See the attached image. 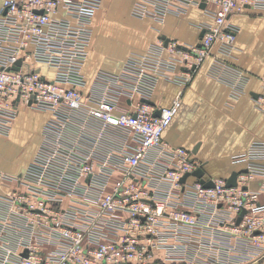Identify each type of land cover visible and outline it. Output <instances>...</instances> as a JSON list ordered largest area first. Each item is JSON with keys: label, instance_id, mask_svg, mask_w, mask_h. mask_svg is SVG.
Masks as SVG:
<instances>
[{"label": "built area", "instance_id": "1", "mask_svg": "<svg viewBox=\"0 0 264 264\" xmlns=\"http://www.w3.org/2000/svg\"><path fill=\"white\" fill-rule=\"evenodd\" d=\"M101 3L0 0V133L10 130L22 109L51 114L25 169L0 171L6 186L0 192V264H200L191 255L154 260V249L168 237L162 228L175 239L203 236L196 249L208 264L254 261L264 254V203L250 182L260 177L264 190V142L255 141L233 156L234 162H245L234 186L224 178L211 179L212 187L196 178L189 182L192 175L181 181L201 167L185 147L163 140L182 91L159 109L142 100H149L161 77L183 89L215 45L229 55L237 28L228 18L245 8L264 14V0L137 1L134 16L156 18L203 3L213 22L204 27L198 45L171 44L173 55L164 57L166 45L159 40L132 56L122 74L101 71L100 87L88 98L83 66L92 17ZM210 76L226 83L232 98L246 83L242 70L220 59ZM260 85L264 90V76ZM118 93L140 98L132 109H122ZM254 101L264 111V92ZM155 110L159 115H153ZM112 128L135 144L115 151L109 140ZM149 165L161 169L157 182L143 177ZM116 170L123 176L108 189ZM157 185L162 198L150 190ZM180 196L191 202V209L178 204Z\"/></svg>", "mask_w": 264, "mask_h": 264}, {"label": "crops", "instance_id": "2", "mask_svg": "<svg viewBox=\"0 0 264 264\" xmlns=\"http://www.w3.org/2000/svg\"><path fill=\"white\" fill-rule=\"evenodd\" d=\"M137 1L142 0H102L94 12L91 43L83 66V93L86 97L89 98L100 87L96 79L101 71L122 74L132 56L144 54L159 40L166 45L162 52L164 57L173 55L171 44L176 47L198 45L204 27L213 22L211 14L200 5H190L181 14L167 13L162 18L150 13L137 17L131 12ZM228 21L237 28L229 55L220 53L215 45L183 89L161 77L156 80L149 98L155 109H159L169 105L182 91L181 106L165 128L163 140L185 147L190 157L200 163L205 178L210 179H226L233 170L243 168L245 162H234L233 156L245 152L255 141L264 142V111L257 108L254 101L257 94L264 92L260 85L264 76V14L257 9L245 8L242 12L232 14ZM216 59L244 72L246 83L239 97L232 98L230 87L210 76V68ZM139 98L137 95L129 97L126 93H118L119 107L130 110ZM50 116L48 111L22 109L18 112L10 130L0 133V171L19 174L25 169L40 143L44 124ZM88 130L93 131L92 127ZM110 136V144L115 151L122 146L135 144L131 136L113 128L110 129ZM26 138L29 141L28 149L23 146L20 148V142ZM160 172L159 166L149 165L143 177L157 182ZM122 176L121 170H116L107 188L110 189L113 182ZM193 180L194 176L188 177L189 182ZM159 188L157 185L150 190L155 197L162 198L161 193L156 192ZM250 188L260 191L259 199L264 203L260 177L250 182ZM5 190L6 186L0 183V192ZM176 199L181 207L191 209V202L186 198L180 196ZM162 229L168 237L163 245L154 249V260L161 262L166 261L168 256L180 259L191 255L195 256L198 263L208 264L205 256L197 254L199 249H196L197 240L203 236L175 239L170 236L169 229ZM243 264H264V254Z\"/></svg>", "mask_w": 264, "mask_h": 264}, {"label": "water", "instance_id": "3", "mask_svg": "<svg viewBox=\"0 0 264 264\" xmlns=\"http://www.w3.org/2000/svg\"><path fill=\"white\" fill-rule=\"evenodd\" d=\"M200 6L203 7L204 4L201 3ZM202 34H203V32H202ZM19 63H20V61H17L16 64H15L14 66H12V68H13V69H17ZM142 101H143V102H147V103H149V104H152V101H151V100L143 99ZM153 115H154V116L159 115V110H155V112L153 113ZM196 147H197V146L194 147L193 152L196 150ZM244 171H245V169H242V170H233V171L230 173V175L226 178V185L229 186V187H230V186H234V185H236V178H237L238 173H240V172H244ZM188 175H192V176H194V177H195L200 183H202L205 187H212V186H213V182H212V180H211L210 178H205V176H204V170H203L202 167H199V168L193 170V171L190 172V173H186V174H184V176L181 178V181H184V179H185ZM244 213H245V210L242 209V211H241L240 214L242 215V214H244ZM241 215L239 216L238 219H240Z\"/></svg>", "mask_w": 264, "mask_h": 264}, {"label": "rangeland", "instance_id": "4", "mask_svg": "<svg viewBox=\"0 0 264 264\" xmlns=\"http://www.w3.org/2000/svg\"><path fill=\"white\" fill-rule=\"evenodd\" d=\"M26 124V123H25ZM27 125H29V124H27ZM27 134V133H26ZM28 135V134H27ZM27 141V142H26ZM26 142V143H25ZM29 141H28V138H26L25 140H22L21 142H20V148H21V146H23L24 148H26V149H28V146H29V144H27ZM23 143V144H22Z\"/></svg>", "mask_w": 264, "mask_h": 264}]
</instances>
